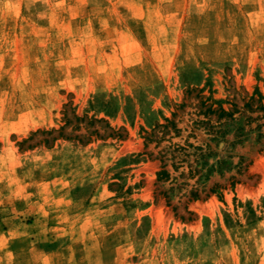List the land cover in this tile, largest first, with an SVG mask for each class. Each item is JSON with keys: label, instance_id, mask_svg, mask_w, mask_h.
Masks as SVG:
<instances>
[{"label": "rangeland", "instance_id": "1", "mask_svg": "<svg viewBox=\"0 0 264 264\" xmlns=\"http://www.w3.org/2000/svg\"><path fill=\"white\" fill-rule=\"evenodd\" d=\"M0 264H264V0H0Z\"/></svg>", "mask_w": 264, "mask_h": 264}]
</instances>
